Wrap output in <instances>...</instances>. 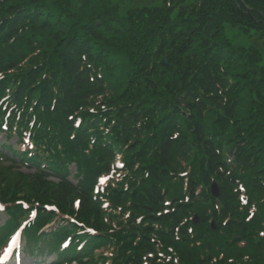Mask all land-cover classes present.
Segmentation results:
<instances>
[{"label": "trees", "instance_id": "1", "mask_svg": "<svg viewBox=\"0 0 264 264\" xmlns=\"http://www.w3.org/2000/svg\"><path fill=\"white\" fill-rule=\"evenodd\" d=\"M1 134L53 264H264V0H0Z\"/></svg>", "mask_w": 264, "mask_h": 264}, {"label": "rangeland", "instance_id": "2", "mask_svg": "<svg viewBox=\"0 0 264 264\" xmlns=\"http://www.w3.org/2000/svg\"><path fill=\"white\" fill-rule=\"evenodd\" d=\"M228 35L232 38V41L236 44H244L247 43L249 40L246 37H243L236 28L234 29H228L227 30ZM4 141V136L0 135V145ZM17 141V137H13L8 142L15 143ZM34 170L29 169V167H25L23 164L6 161L5 159H0V173L4 176V180H6L8 183H13L16 185L17 183L22 180L23 182L29 178V180L32 179V173ZM68 181L72 182L73 185L77 183L75 180V165L70 164L68 166ZM28 180V181H29ZM46 181H52L54 183H57L59 180L53 177H46ZM59 183V182H58ZM47 188L54 189L52 184L46 186ZM55 187H60L56 185ZM76 204H78V201H76ZM8 220V216L6 212L3 209H0V225H5V222ZM57 219L54 221L56 223ZM1 227V226H0ZM1 231H5V234L7 232L6 229H0V233H3ZM23 231V230H22ZM15 233L14 229L10 230V234ZM11 235L8 238L0 239V264H53L52 261V255L43 256L40 255V251L32 253L30 252V246L28 249H26L27 244H25L21 250V245L24 244V241L21 237H18L16 241V236ZM32 250V249H31ZM67 264V263H63ZM69 264H77V263H69Z\"/></svg>", "mask_w": 264, "mask_h": 264}, {"label": "water", "instance_id": "3", "mask_svg": "<svg viewBox=\"0 0 264 264\" xmlns=\"http://www.w3.org/2000/svg\"><path fill=\"white\" fill-rule=\"evenodd\" d=\"M165 63H166V61H165ZM211 193L213 196L219 195V187H218L216 182H212V184H211ZM211 225H212V228L215 227L213 222L211 223Z\"/></svg>", "mask_w": 264, "mask_h": 264}]
</instances>
